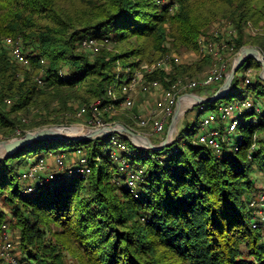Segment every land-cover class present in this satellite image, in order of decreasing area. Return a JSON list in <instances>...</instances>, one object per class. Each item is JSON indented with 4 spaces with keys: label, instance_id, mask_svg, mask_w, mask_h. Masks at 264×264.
Returning <instances> with one entry per match:
<instances>
[{
    "label": "trees",
    "instance_id": "obj_1",
    "mask_svg": "<svg viewBox=\"0 0 264 264\" xmlns=\"http://www.w3.org/2000/svg\"><path fill=\"white\" fill-rule=\"evenodd\" d=\"M79 1L0 0V43L6 36L21 38L31 56V67L22 69L0 47V138L62 123L61 117L75 116L80 107L90 118L96 100L103 121L119 120L132 128L130 117L113 112L124 108L123 85L143 62L163 57L171 47L198 49L199 36L215 21L231 22L236 33L225 41L235 51L254 45L264 55V0ZM92 38L104 46L112 43L113 49H85L83 41ZM41 58L42 85L34 79ZM247 60L244 70L259 66ZM122 62L127 78L116 84ZM201 64L180 63L170 73L159 70L146 77L166 87ZM219 86L209 87L214 93ZM247 86L261 87L251 97L259 109L239 115V140L231 143L227 134L220 153L198 142L200 126L191 130L184 116L177 137L162 148H138L120 135L128 148L120 154L124 170L112 154L113 133L94 140L38 139L1 158L0 233L5 222L19 231L17 250L25 264H70L66 253L76 264H264V221L256 220L257 207L251 205L264 193L256 185V173L264 177V106L259 102L264 84L258 77ZM230 90L223 97L235 102ZM35 109L36 118L24 122L22 115ZM41 149L46 154L39 157H70L83 149L92 171L83 178L64 173L48 182L23 180L22 172L39 159L33 156ZM140 169L129 186L128 172Z\"/></svg>",
    "mask_w": 264,
    "mask_h": 264
},
{
    "label": "built area",
    "instance_id": "obj_2",
    "mask_svg": "<svg viewBox=\"0 0 264 264\" xmlns=\"http://www.w3.org/2000/svg\"><path fill=\"white\" fill-rule=\"evenodd\" d=\"M224 25L219 29L215 30L214 37L218 38L220 34H224L226 36H230L236 31L234 30L231 22H222ZM221 25V23H218ZM205 38L200 36L198 40L199 51L201 54L211 53L216 60V62L211 66V69L208 71L203 79H189L188 77H180L172 81L166 87L163 85V82L159 79H151L148 80L146 75L151 74L155 71H164L166 73H170L175 65H179L182 63V58L180 55L176 53H167L163 57L151 61L150 64H142L141 67L143 69L142 72H136L132 81L125 83L123 85V92L127 94L126 98L122 102V106L124 108H132L133 100L131 97L133 88L139 87L141 91L145 93H151L152 91L159 92L156 94L155 98V110L156 114L144 116L142 114H134L133 118L137 120V124L141 127H149L150 135L155 136H163L167 123L171 121V116L176 107V103L178 99L190 98L188 93H198L194 89L201 87L206 89L211 84H222L225 77L228 75L225 73L226 60L225 54H231L235 51V48L231 45H228L226 41L222 40L221 42H216L217 40H209L205 42ZM0 47H5L9 50L12 61L18 65L19 67L30 68L31 67V56L25 50L22 39L6 36L3 38L0 43ZM83 47L85 49L91 50L94 53L99 51V42L96 39H85L83 41ZM240 51V50H239ZM40 64L42 67L39 72L34 77L35 81L38 84H44L43 75H44V64L45 60L43 58L40 59ZM245 78L244 84L247 86L253 80L252 70L251 68H246L245 70ZM168 80V77L167 79ZM218 91V90H217ZM215 91L214 93H216ZM111 95H114L113 90L110 88L108 91ZM228 93L225 92L224 95ZM199 94V93H198ZM10 100H7L9 103ZM99 100H96L90 107H92V117L90 119V123H93L95 127H102L108 125L109 123L103 121L99 116ZM194 103L189 105H183L184 110L190 109ZM259 109V105H256L250 96H247L243 99V101H235V102H224L222 103L218 110L210 111L208 115L202 117V121L200 123V131L197 136V140L199 143L204 144L207 147H212L216 153H220L222 150L221 143L227 137V134L234 132L239 125V115L243 111H249ZM154 110V111H155ZM81 112H87L85 107H81ZM117 111L114 109L113 112ZM185 113V112H184ZM183 113V114H184ZM182 115V114H181ZM226 119H230V122L226 128L223 129V132L220 130V124H223ZM113 151L112 154L114 158L117 160L118 164H120V169L124 170L127 167V164L123 157L120 154L128 151L126 141L118 134L113 133L112 140ZM237 149V147L235 148ZM50 157H39L34 163L27 165L25 170L21 174V178L24 180L25 178L29 181H41L48 182L50 180H54L58 178L61 174L70 173L74 174L78 177H86L92 171V166L89 164L88 157L85 151L76 150L70 154L68 157L66 154H49ZM48 155V156H49ZM142 170L137 171H129L128 185L133 187L135 184V180L138 179V176ZM253 207H257L256 220L264 221V193L258 195V198L254 199L251 202ZM2 230L0 233V264H25L22 262V255L19 254L16 248V240L12 239V232L9 222H5L2 224ZM257 224H254L256 227Z\"/></svg>",
    "mask_w": 264,
    "mask_h": 264
},
{
    "label": "rangeland",
    "instance_id": "obj_3",
    "mask_svg": "<svg viewBox=\"0 0 264 264\" xmlns=\"http://www.w3.org/2000/svg\"><path fill=\"white\" fill-rule=\"evenodd\" d=\"M75 3L80 4L81 1L76 0ZM218 23H219V21L213 22L210 25V27L208 28L206 35H200V36H203L205 38L204 39L205 42L212 40V39L217 40L216 42H221L222 40H224V41L226 40V38H227L226 35H224L222 33L220 34V37L218 39H216L214 37L215 30H217V29L220 30V28L224 25L222 22H221V25H219ZM200 36H199V38H200ZM99 47L100 48L105 47L108 49H113V44L110 43V44H107V46H104L102 42H99ZM169 53H176L177 55H180L182 58V61H183L181 64H186V65L190 64V65L194 66L195 63H199V62L202 63L201 66L197 69H194L193 72L178 75L177 79H179L180 77H188L189 79H193V80L194 79L201 80V79H203V77L206 76L208 71L211 69V66L216 62V60L214 59V57L211 53L201 54L199 51V48L193 49V50L181 49V50L177 51L175 48L171 47L169 50ZM238 53H239V50L234 51L231 54L227 53L224 55L225 60H226L225 73H228L232 69V67L235 65V63L237 61L236 57H237ZM203 58L204 59L209 58L208 62H202ZM247 58H248V60L246 61V63H252V64L257 63V60L255 58H253V57H250V58L247 57ZM245 60H246V58H245ZM150 62H143V64H150ZM241 65L237 69V72L235 73L236 74L235 78L232 81V87H231L232 89L230 90V94L233 95L232 99L234 101H239V102L243 101V99L247 96L255 97V93L261 89V87H258V86H255V87L252 86L251 87V86H246L244 84V78H245L246 73L244 71V66H241ZM22 69H24V68L22 67ZM251 70H252L251 73L253 75V81L258 77L260 78V75H261L260 64H259V66H252ZM136 72H142L143 73L142 67L140 68V70H137ZM127 73H128L127 66L125 65V63L122 62V66L120 69V76L122 78L117 79L116 84L122 83V81H124L125 78H127L126 77ZM262 81L264 84V80H262ZM158 93H159L158 91L157 92L152 91L151 93H145L144 91H141L139 87L133 88L132 94H131V97L133 100V105H132L133 107L130 109L127 108L128 110L126 108H123L122 110H119L118 112L115 111L114 115L120 116V115L126 114L127 117H130L133 120V125L131 128L132 130H134L137 133L140 132V133H143L145 135H148L152 139V141L156 140L157 136H155V135L151 136L150 135V133H149L150 128L149 127H141L140 125H138L137 120H135L132 115H134V114H137V115L142 114L144 116H148V115H152V114L155 115L156 110L153 111L155 109L154 102H155L156 94H158ZM213 94L214 93L212 92V87L201 90L199 93V95H201L205 98H209V96H211ZM224 102H227V98H225V97L219 98L218 100H215L214 102H209V103L205 102V103H203L204 105H201V104L193 105L190 109H187V111L184 114H182L181 117L179 118L180 120L178 122L177 130L175 133H178L179 130L181 129L183 122H184V119H183L184 116L186 119H188L191 122L190 129L194 131L200 126V123L202 121L203 116L208 115L210 113V111L217 109L219 107V105L221 103H224ZM259 102H260V106L263 107L264 106V98H262V100L259 99ZM145 103H149V105L152 106L150 108V112L144 110L145 109L144 108ZM142 108H143V110H141ZM80 110H81V107H80V109H78L75 116L74 115H66V117H64L65 116L64 115L63 117H61L62 123H59V124L52 123V124H47V125H41V126L32 128L30 130H27V131L36 130L40 127H49L52 125H60V126H63L65 128L75 127L76 129H80V130H81V128L82 129L94 128L93 123L89 122L91 117L88 118V116L86 115V112H81ZM37 112H39V111L35 109L30 115H24L23 114L22 117L25 118L24 122L30 123V121L34 120L36 118ZM117 122L123 123L122 121H119V120H113L112 122H109V123L114 124ZM229 122H230V119H226L220 127L223 129L226 128L228 126ZM169 123H167V126ZM167 126H166L164 133L162 134L163 137L166 136ZM240 133H241V131H240V125H239L234 132L228 134V136L231 140V143L237 142L239 140ZM16 136H19V135H16ZM0 140H3V139L0 138ZM57 146H59V145L58 144L55 145L53 147L52 151H56L55 147H57ZM44 154H46L45 150L41 149L39 151V154H37L36 156H33V159L36 160L40 155H44ZM56 154H62V153H56ZM3 155H4L3 153H0V157ZM45 157L49 158L50 155L45 156ZM256 176H257L256 185L264 190V177H263V175L261 173L257 172ZM25 182H26V184H28V181H25ZM256 198H258L257 194L255 196V199ZM256 215H258V214L256 213ZM11 232H12V239H15L18 241L17 238L19 237V231L11 228ZM48 237H49V235L47 236V238ZM17 247L18 246L16 244V248ZM65 259L70 264H76V260L69 253H66Z\"/></svg>",
    "mask_w": 264,
    "mask_h": 264
},
{
    "label": "water",
    "instance_id": "obj_4",
    "mask_svg": "<svg viewBox=\"0 0 264 264\" xmlns=\"http://www.w3.org/2000/svg\"><path fill=\"white\" fill-rule=\"evenodd\" d=\"M247 57H253L255 58L260 66H261V75L260 78L264 80V55L262 54L261 50L254 45L250 46H244L240 49L236 59L235 65L232 67V69L227 73L228 75L223 80V83L218 87V91L214 93L213 95L209 96V98H205L198 93H188V96L194 99V105L195 104H201L203 102L223 98L224 93L229 91L231 89V83L233 78L235 77V73L237 72V69L240 67V65L243 63L245 58ZM176 107L174 109V112L171 116V121L167 126L166 136L161 139L159 143H155L152 141V139L143 133L135 132L132 130L129 126H127L125 123L117 122L114 124L109 123L108 125L102 126V127H95V128H88L87 133L81 136H70L65 135L62 133V131L57 132L55 131L56 128L65 129V127L60 125H52L49 127H40L36 130L27 131L23 133V135L19 136H12L9 139H3L0 140V142L9 143V147L7 148V151L4 153L3 156L0 157L4 158L7 156H10L13 152H15L17 149L24 147L26 145H29L30 143L34 141H38V139L41 140H58V141H64L67 139H74V140H94L98 137H103L105 135H108L110 133H116L121 136H125L131 140V142L136 146L140 148H146V149H153V148H162L164 146H168L178 135V133H175L177 130V125L179 122V118L181 117V114L186 112L187 110H184L183 104H182V98L180 97L176 103ZM42 133H46L43 135ZM139 140V142L137 141Z\"/></svg>",
    "mask_w": 264,
    "mask_h": 264
},
{
    "label": "bare ground",
    "instance_id": "obj_5",
    "mask_svg": "<svg viewBox=\"0 0 264 264\" xmlns=\"http://www.w3.org/2000/svg\"><path fill=\"white\" fill-rule=\"evenodd\" d=\"M194 99H190L188 97L183 98L182 99V104L183 105H189L191 103H194ZM55 131L60 132L62 131L63 134L70 135V136H81L84 135L85 133H87V129H76L75 127H68L65 129H61V128H56ZM43 135H45L46 133H42ZM137 141L139 142V140L137 139ZM9 147V143H5V142H0V153H5L7 151V148Z\"/></svg>",
    "mask_w": 264,
    "mask_h": 264
},
{
    "label": "crops",
    "instance_id": "obj_6",
    "mask_svg": "<svg viewBox=\"0 0 264 264\" xmlns=\"http://www.w3.org/2000/svg\"><path fill=\"white\" fill-rule=\"evenodd\" d=\"M152 106L151 105H149V103H145V105H144V110H146V111H149L150 112V108H151ZM141 110H143V108L141 109ZM155 110V109H154ZM153 110V111H154Z\"/></svg>",
    "mask_w": 264,
    "mask_h": 264
}]
</instances>
